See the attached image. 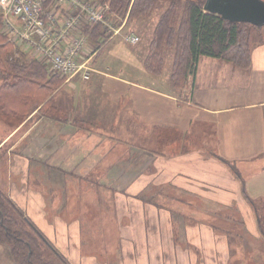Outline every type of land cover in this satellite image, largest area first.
I'll return each mask as SVG.
<instances>
[{
  "label": "crops",
  "instance_id": "obj_1",
  "mask_svg": "<svg viewBox=\"0 0 264 264\" xmlns=\"http://www.w3.org/2000/svg\"><path fill=\"white\" fill-rule=\"evenodd\" d=\"M149 18L125 34L143 38L156 23ZM259 34L248 70L201 57L183 90L166 66L150 76L144 58L98 65L103 49L88 81L63 82L64 94L53 97L60 121L35 112L0 131L3 192L70 264H264V28ZM122 42L128 53L138 50L124 34ZM80 135L97 137V146ZM120 145L130 170L142 173L118 176L124 160L111 158ZM55 182L69 192L44 189ZM96 182L127 191L111 190L102 208L101 194L70 191ZM96 211L97 239L85 220ZM0 264H16L2 243Z\"/></svg>",
  "mask_w": 264,
  "mask_h": 264
},
{
  "label": "trees",
  "instance_id": "obj_2",
  "mask_svg": "<svg viewBox=\"0 0 264 264\" xmlns=\"http://www.w3.org/2000/svg\"><path fill=\"white\" fill-rule=\"evenodd\" d=\"M96 1L108 5L106 21L111 29L97 24L85 26L81 34L97 55L109 44L113 29H118L124 21L125 26L136 25L161 3L166 4L154 24L143 67L150 76L159 77L164 72L166 60L171 58L169 81L176 90L184 89L201 57L222 60L248 70L252 39L259 37V31L263 29L207 13L203 11L205 0ZM63 81L50 75L42 62L28 55H17L13 46L6 42L0 27V116L6 118L7 126L24 123L35 112L37 117L60 121V110L52 100ZM31 120L25 125L28 126ZM0 243L6 246L16 264H70L1 189Z\"/></svg>",
  "mask_w": 264,
  "mask_h": 264
},
{
  "label": "built area",
  "instance_id": "obj_3",
  "mask_svg": "<svg viewBox=\"0 0 264 264\" xmlns=\"http://www.w3.org/2000/svg\"><path fill=\"white\" fill-rule=\"evenodd\" d=\"M109 7L96 0H0V27L17 55L42 62L50 75L65 82L91 77L93 51L81 34L85 26L107 28ZM125 41L136 44V36Z\"/></svg>",
  "mask_w": 264,
  "mask_h": 264
},
{
  "label": "rangeland",
  "instance_id": "obj_4",
  "mask_svg": "<svg viewBox=\"0 0 264 264\" xmlns=\"http://www.w3.org/2000/svg\"><path fill=\"white\" fill-rule=\"evenodd\" d=\"M165 7H166V4L161 3L158 7H156L153 10L151 15L149 16L150 17L149 18L150 23L151 22H155V21L157 22L160 14L166 9ZM124 23H125V21L121 25H123ZM154 26H155L154 24H151V25L147 26V30L148 31L146 32V34L144 35L143 38L140 37L139 35H137V36H139V39H140V42L138 44L139 47L137 48L138 50H135L133 52V54L128 53L126 51V49L123 50V48H120V46L123 44L122 35L125 34V33H131L134 30L135 23H131V24H128V25L124 26L123 29L119 33H117L115 35H112V37H111V39L109 41V45L106 46L105 49L103 50V52L101 53L98 65L102 66V65L108 64L110 69L111 68L114 69L117 66V64L120 63L119 60H122L123 62L124 61L126 62V60L129 57H135L137 60L141 61L142 58H144L146 56V54H147V51H148L147 47H148V43L150 41L151 34H152ZM252 40H253L252 48H253V46L256 45V43H260L257 40L256 37H253ZM141 49L144 51V53H143V51H139ZM165 66H166V72L171 70V58H168L166 60ZM96 68H97V65H96ZM124 75H127V73L125 72ZM60 87L61 88H58L54 92V96H56V95L57 96H62L64 94L65 90L63 89V86H60ZM68 95H73L72 91L66 93L67 97H68ZM0 119H2V120H0V131H1L3 128H5L7 126L8 123H7L6 118L0 116ZM1 122H3L4 125L1 124ZM45 125L46 124H44V125H42L40 127H43L45 129ZM53 127L56 129V128L60 127V126H53ZM78 137L82 138V139H80V141H82L81 143H83L85 145L96 144V146H97V137H95V136L88 137V136H81L80 135V136H77V139H78ZM112 145H115V144L112 143ZM121 149H123V150H121ZM116 150L118 151V157L115 158L113 156V155H115V153L112 152V158H111L112 161L114 162L116 160H120V161L124 160V162H121V164L119 165V168L116 170L118 172V176H124L123 178L125 179L126 173H127V176H130L132 174H134L136 176L137 174L142 173V171H143L142 167L136 166L133 171L130 170V163L132 162V159H129V161H127V157L124 156L125 155V153H124L125 147L123 145L118 146L116 148ZM93 155H95V154H93ZM2 156H3V151L0 152V189L4 190L3 183L5 182V178H6V175L8 173V169H7L6 164L2 162L3 161L2 158H1ZM96 156H99V155L96 154ZM99 157H101V156H99ZM85 168H86V171H87L88 169H91L92 167H85ZM104 174H105V170L104 169H100V168H98L96 170V173H95V175H99V177H102ZM67 185L68 184H66L65 186H67ZM43 187H44L45 190H49V189H51L53 187L57 188L59 190V192L57 193L58 196H60L62 192H69V191H63V189L60 188V184L56 183V182L53 183V185H51V184L46 185L45 184V185H43ZM70 187H71L70 191L73 190V192H77L79 190L81 192H84V194H88L89 191H91V192L94 191L96 194H101L102 198L100 200H103V198H104V204H99L98 206L100 208L108 206L107 205L108 200L105 199V196H107L111 190L112 191H118V192H121V193H126V191H127L125 184L122 185V184H114V183H112V184H103V185L100 184L99 186L97 185V182L96 183H92V184H90V183H80L79 185H77L75 183L73 185H70ZM152 190H157V189L153 188ZM167 191H170V189H167ZM44 196H46V193H45ZM87 197H89V195H87ZM52 198H56V200H58L57 196L53 195ZM88 201L90 202V200H88ZM111 203H112V201H111ZM55 204H57V203H55ZM58 211L59 210L57 209V213H56L57 215H59ZM47 214H48V210H47L46 207H44L43 215L45 216V220H46ZM57 218H59V217H57ZM102 218H103V216L100 215V216H98V219H97V211H96L95 213H93L91 218L85 219V220H88L90 223L93 224L95 229H92V230L95 231L96 239H97V227H96L97 221H98V223H100ZM94 222L96 224H94ZM85 227H86V230H84V231L86 232L89 229L86 226V224H84L83 228L85 229ZM213 230L218 235H221L220 223H217L216 225H214L213 226ZM110 240L112 241V239H110ZM183 250H185L187 253H192V254L196 253L195 250H191V249L183 248ZM246 250H248V249H246ZM258 257H260L261 261H264V256H262V257L258 256Z\"/></svg>",
  "mask_w": 264,
  "mask_h": 264
},
{
  "label": "water",
  "instance_id": "obj_5",
  "mask_svg": "<svg viewBox=\"0 0 264 264\" xmlns=\"http://www.w3.org/2000/svg\"><path fill=\"white\" fill-rule=\"evenodd\" d=\"M203 11L229 22L264 28V2L261 0H205Z\"/></svg>",
  "mask_w": 264,
  "mask_h": 264
}]
</instances>
